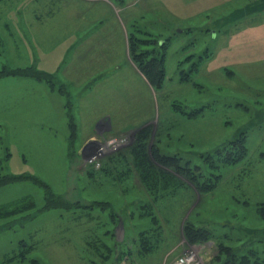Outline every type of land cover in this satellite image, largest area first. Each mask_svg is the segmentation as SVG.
I'll list each match as a JSON object with an SVG mask.
<instances>
[{"label": "rangeland", "instance_id": "obj_1", "mask_svg": "<svg viewBox=\"0 0 264 264\" xmlns=\"http://www.w3.org/2000/svg\"><path fill=\"white\" fill-rule=\"evenodd\" d=\"M83 1L92 14H78L76 35L66 23L44 42L13 22L30 42L10 46L12 28L0 31V75L39 70L0 77V264L264 258V0ZM17 2H0V27ZM159 41L156 86L133 56L160 55ZM142 129L148 156L180 158L168 185L139 176ZM240 136L244 156L221 163Z\"/></svg>", "mask_w": 264, "mask_h": 264}, {"label": "trees", "instance_id": "obj_2", "mask_svg": "<svg viewBox=\"0 0 264 264\" xmlns=\"http://www.w3.org/2000/svg\"><path fill=\"white\" fill-rule=\"evenodd\" d=\"M170 38V37H169ZM162 42L161 45L157 46V51L160 52L161 54L153 57V59L151 58L148 61H141L139 59V56L141 55L142 57V52H134V60L138 62L140 69L142 70V72L145 74L146 78L150 81V83H153L154 85H159V83L161 82V80L164 78V70H165V50L164 52H161L162 47L165 46V44L167 43L166 41H159ZM10 70L7 71L6 74H3L5 76L7 75H11V76H35L38 78V75H31L32 73L36 72L38 73V71H36L31 67H20V68H9ZM191 71V69H180V74H179V79L181 81H188L189 78V72ZM42 72V71H41ZM3 75H0V77H2ZM202 106L198 109H196V111H198L199 113L202 111ZM182 110V109H180ZM149 130L146 129H142L140 130L138 133H136V137L135 140L136 142L133 143L134 146L136 145L137 148H135L134 146L132 147V153L134 154V156L136 157V163H137V169L139 172V176H141V178L144 180V184L147 187L149 184V188H152V179L151 177L153 176H148L149 175H154V177H157V179L161 178L163 179V183H165L164 181H166V183L170 182V180L168 178H171V174H169L164 167L168 166V165H172V164H178L177 163V158L179 157H175V156H165L163 155V153L160 152V150L158 148H155L151 151V156H148V153L146 151V146H144V138L146 137L147 133ZM242 136L237 137L235 139V141L233 140V142H231L232 145V149L233 151L229 152L228 155H224L221 159H219V161L221 163L227 164L229 162L231 163H235L237 161H239V159L241 157L244 156V152H245V144L242 142ZM143 149H145L146 153L144 154ZM244 151V152H243ZM171 159V160H170ZM180 159V158H179ZM179 165V164H178ZM176 169V167H175ZM180 170H183L184 168L179 167ZM143 176H148L147 179H144ZM21 177V175H12L8 180H19ZM38 180V179H37ZM165 183V184H166ZM4 184V183H0ZM168 185V184H166ZM48 187V186H47ZM46 189V188H45ZM207 189V188H205ZM46 195L49 194L51 197H54L56 194L51 192V190L49 188H47L45 190ZM58 197V196H56ZM105 204V202H97V205H103ZM19 206V203H16V208ZM20 210V209H19ZM261 240V239H260ZM20 258H25V254L24 252H21L20 254H18ZM229 258H231L229 261L231 264H264V258H261L259 256H254L251 257L250 255H242V256H237L234 258L233 255H230ZM31 262L33 264H38V262H36L35 259H31ZM228 264V262H227Z\"/></svg>", "mask_w": 264, "mask_h": 264}, {"label": "crops", "instance_id": "obj_3", "mask_svg": "<svg viewBox=\"0 0 264 264\" xmlns=\"http://www.w3.org/2000/svg\"><path fill=\"white\" fill-rule=\"evenodd\" d=\"M1 1L2 0H0V2ZM12 2L17 3H12V8H9V10L5 12V15H8L5 21L6 23L2 24V27H0V31H2V33L4 32V29L10 31V27L12 28V32L6 33V36L9 37L10 46H17L19 44L24 45L30 42L27 41L18 43L20 41L16 40L17 32L13 27V22L17 24L16 27L20 31L22 28L28 29L29 27V32L32 34L37 32L38 37L42 38L41 40H44L45 42L48 38L53 37V34L49 32L50 29L58 28L65 30V28L62 27H64L66 23L68 24L69 34L73 33L76 35V28H81L84 23L83 20L78 17V14L82 12L92 14L90 8L83 0H12ZM4 10L5 9H3L2 12H4ZM49 21L52 22L46 25ZM93 21H90V23ZM108 25L109 24L102 25V33L105 34L108 31L110 28ZM39 33L42 36L39 35ZM106 34H108V32ZM2 40L3 37L0 36V44L4 45ZM15 50L10 48V51Z\"/></svg>", "mask_w": 264, "mask_h": 264}, {"label": "built area", "instance_id": "obj_4", "mask_svg": "<svg viewBox=\"0 0 264 264\" xmlns=\"http://www.w3.org/2000/svg\"><path fill=\"white\" fill-rule=\"evenodd\" d=\"M173 264H200V262L195 259L192 252H185L176 257Z\"/></svg>", "mask_w": 264, "mask_h": 264}, {"label": "water", "instance_id": "obj_5", "mask_svg": "<svg viewBox=\"0 0 264 264\" xmlns=\"http://www.w3.org/2000/svg\"><path fill=\"white\" fill-rule=\"evenodd\" d=\"M114 235H115V240L120 242L123 240V227L122 224H119L115 231H114Z\"/></svg>", "mask_w": 264, "mask_h": 264}]
</instances>
